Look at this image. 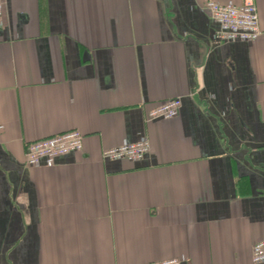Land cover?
<instances>
[{
  "label": "crops",
  "instance_id": "1",
  "mask_svg": "<svg viewBox=\"0 0 264 264\" xmlns=\"http://www.w3.org/2000/svg\"><path fill=\"white\" fill-rule=\"evenodd\" d=\"M1 1L0 264H252L264 0L257 39L222 44L205 0ZM174 98L177 117L146 121ZM69 131L81 152L25 166L29 143ZM142 138L141 160L102 159Z\"/></svg>",
  "mask_w": 264,
  "mask_h": 264
},
{
  "label": "built area",
  "instance_id": "2",
  "mask_svg": "<svg viewBox=\"0 0 264 264\" xmlns=\"http://www.w3.org/2000/svg\"><path fill=\"white\" fill-rule=\"evenodd\" d=\"M3 2L0 0V25L3 17ZM204 9L218 25L214 34L217 43L234 41L254 42L259 36L258 15L254 0H240L238 5H220L212 0H205ZM181 101L170 99L146 115V121H162L177 117ZM83 148V136L78 131H69L49 138L31 142L25 153L27 168L52 167L56 158L68 153H79ZM149 153L146 138L132 144H123L117 148L102 152V159L110 161L126 160L136 162ZM251 263L264 264V239L253 245ZM150 264H182L178 259H168Z\"/></svg>",
  "mask_w": 264,
  "mask_h": 264
}]
</instances>
